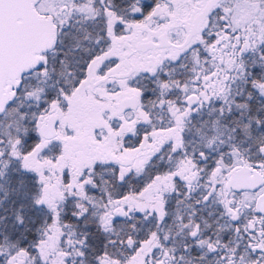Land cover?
Returning <instances> with one entry per match:
<instances>
[{
  "label": "snow or ice",
  "instance_id": "6c2138e0",
  "mask_svg": "<svg viewBox=\"0 0 264 264\" xmlns=\"http://www.w3.org/2000/svg\"><path fill=\"white\" fill-rule=\"evenodd\" d=\"M0 264H264V0H0Z\"/></svg>",
  "mask_w": 264,
  "mask_h": 264
}]
</instances>
